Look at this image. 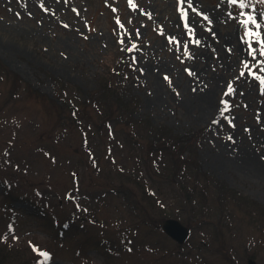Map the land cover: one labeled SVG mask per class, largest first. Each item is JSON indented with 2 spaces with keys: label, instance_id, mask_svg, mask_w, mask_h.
<instances>
[{
  "label": "rangeland",
  "instance_id": "1",
  "mask_svg": "<svg viewBox=\"0 0 264 264\" xmlns=\"http://www.w3.org/2000/svg\"><path fill=\"white\" fill-rule=\"evenodd\" d=\"M133 2L135 10L129 0H0V64L21 79L14 90L0 74V254L13 264H38L39 252L49 254L48 264H264V157L259 154L260 163L251 155L239 161L216 145L234 142L237 130L248 143L253 129L264 136V94L242 64L264 72L242 42L241 10L228 0H193L211 20L216 11L222 32L232 31L243 51L236 60L238 52L226 39L217 48L221 40L209 21L186 3L188 14L201 22L192 23L199 46L189 40L177 0ZM243 11L259 20L264 4L251 0ZM207 36L213 40L206 47ZM169 37L178 43L170 44ZM132 43L137 49L129 52ZM185 43L192 59L184 56ZM114 65L125 69L120 76L126 98H134L133 118L174 135L195 134L200 170L254 207L228 200L222 205L228 215L220 214L217 203L192 211L181 206L175 186L157 175L143 190L120 176L140 166L137 155L144 158L143 175L159 174L166 157L147 151L146 122L125 125L132 119L125 109L106 116L115 106L102 107L97 81ZM112 75L119 81V74ZM205 80L204 88L219 83L210 96L218 113L201 120L203 107L191 98ZM229 82L235 91L224 95ZM64 91L76 105L62 106L60 96L69 99ZM221 100L229 105L224 116ZM167 218L189 229L183 244L160 230Z\"/></svg>",
  "mask_w": 264,
  "mask_h": 264
},
{
  "label": "trees",
  "instance_id": "2",
  "mask_svg": "<svg viewBox=\"0 0 264 264\" xmlns=\"http://www.w3.org/2000/svg\"><path fill=\"white\" fill-rule=\"evenodd\" d=\"M107 76L105 79H99L98 92L101 94L102 102H104L105 109L110 105L115 106L110 111L106 110V116H119V110H128L129 117L132 119L128 122H125V125L131 124L133 126L140 127L141 124L146 121H137L133 118L132 109L129 108L130 104L133 103L134 98H126L125 90L126 85L125 81L122 80L120 76L125 69H118L116 65L110 66L107 68ZM5 73L10 82L12 83V89H16L21 84V79L16 75L5 69L0 64V74ZM119 74V81L114 80L112 75ZM9 82V83H10ZM68 87L64 85L62 90H67ZM14 91H11L13 93ZM65 95H68V100H62L60 96V102L62 106L69 107V101L71 104L76 105V101L73 100L72 95L64 91ZM61 94V93H60ZM64 99V98H63ZM74 101H72V100ZM50 103H53L50 101ZM105 116V115H104ZM119 122L122 123L120 118H117ZM80 121V120H78ZM74 123V121H73ZM123 125V124H122ZM76 126V125H75ZM80 126V124H79ZM147 126L146 133L143 134V137L149 139L150 144H148L147 151L154 154L157 152L160 156H165L166 159L163 162L162 168L166 169L159 174H152L147 176L143 175L141 168L143 167L140 162L144 160L143 157L137 155L139 165L135 167V170L127 169L128 172H121V177H126L128 181L132 182L134 186L140 188L141 190L147 186L148 183L155 180V175L158 176L163 182L169 181L175 187L177 196H179V202L182 207L190 209L192 211H206L209 210V206L217 203L219 205L220 214L228 215V209L223 210V202L229 201L235 202L236 204H244L247 208L254 207V203L248 201L245 197L239 195L236 191L230 190L227 185L219 180H214L207 176L206 173L200 170L199 162L197 160L196 148L193 146L196 139L195 134H185V135H174L170 131H167L165 128L152 125L150 126L147 122L144 124ZM137 134L135 137H138ZM141 137V136H140ZM134 157V158H135ZM157 163L158 162H154ZM140 168V169H139ZM148 177V178H147ZM211 191V192H210ZM210 192V193H209ZM210 197V198H209ZM208 199L211 203H208ZM145 200L149 201V204L154 207V203L151 202V197H145ZM165 213V211L163 212ZM3 256L0 254V264L1 262L5 264H13L15 260L6 261ZM18 264V263H17Z\"/></svg>",
  "mask_w": 264,
  "mask_h": 264
},
{
  "label": "snow or ice",
  "instance_id": "3",
  "mask_svg": "<svg viewBox=\"0 0 264 264\" xmlns=\"http://www.w3.org/2000/svg\"><path fill=\"white\" fill-rule=\"evenodd\" d=\"M251 0H228V3L230 5H236L241 11H240V16L243 17L239 21L241 24L242 28L244 29V35L242 37V42H244L247 47H248V54L249 56L252 57L253 60L256 61L255 66L260 68L261 72H264V59L262 60H257V53L259 56L264 57V35L261 33V28L264 27V13L260 14L259 20L257 19V16L249 11V12H244L243 9L248 8ZM259 3L264 4V0H258ZM178 7L177 11L180 14V20L183 23V27L189 37V40L191 43L195 44L196 46H199L201 41L199 39H195V28L189 23V14L187 10L184 8V4H187V7L192 9L193 12L196 13L197 16L202 17V19L209 21L211 23L209 17L202 12H199L195 7H193V0H177ZM129 6L135 10V5L133 0H129ZM115 11V9H113ZM142 14L143 10H141ZM149 15V18H151V15ZM131 22V21H129ZM117 24L123 29V25L120 24L119 18H117ZM251 25V27H250ZM209 31L211 29H208ZM160 35H164L163 31L161 30ZM137 36H139V32L137 31ZM87 38V37H85ZM121 43L124 41L121 40ZM168 42L170 44L172 43H178L176 41L175 37H169ZM253 43L259 45L258 48L253 47ZM184 56L187 59H192V53L189 51L188 44L185 43L184 46ZM137 49V45L135 43H132L131 46L127 49V51L131 52ZM133 62H135V58H133ZM243 68L249 69L248 75L251 76L254 80H256L261 88L262 94H264V76H261L257 74L256 72H253L247 63L242 64ZM186 72H188L189 75H195L194 72H192L190 69H185ZM244 72L241 71L240 76H244ZM165 80L171 84L170 78L165 76ZM235 89L232 86V83L229 82L227 86V90L225 91L224 95H231ZM221 104L223 107L220 110V116H224V113L229 111V105L226 101L221 100ZM227 119V117H225ZM216 123L217 121H213ZM229 123L231 124V120H229ZM234 127V125H232ZM228 139H231V137H228ZM11 226H9V231H11ZM34 247V246H33ZM34 251H37L34 247ZM39 255L42 257V260L38 262V264H48V261L50 259V256L47 252H39Z\"/></svg>",
  "mask_w": 264,
  "mask_h": 264
},
{
  "label": "bare ground",
  "instance_id": "4",
  "mask_svg": "<svg viewBox=\"0 0 264 264\" xmlns=\"http://www.w3.org/2000/svg\"><path fill=\"white\" fill-rule=\"evenodd\" d=\"M210 15H211V17L213 19V20L210 19V21H211L210 25L213 28L212 32H216L217 36H219V38L221 40L219 42V44H216L217 45L216 47L217 48L221 47L220 43L222 42L223 39H226V41H224V42L227 43L226 45H229L232 48L231 50L235 49L234 51L238 52L234 56L236 58V60H237V58L239 57V55H241L243 53V51L240 48V46H237L234 34L231 31L230 34L227 35L226 32H222L220 30V28L218 26L219 25L218 22H214L216 20V18L218 17V14L216 13V11L215 12H210ZM189 23L192 26H193V24H199V25L201 24V22L198 21L197 18L195 16H193V15H190V22ZM202 34H204V33H202ZM204 35H206V34H204ZM208 38L209 39H205L203 41V42H205L206 47L208 46L207 43H210V40H213L210 37H208ZM236 47H238L239 49H237ZM205 52L208 54V50H205ZM206 53H204L203 56H205ZM222 54H225V53H222ZM224 59L226 60L225 57L222 58V60H224ZM158 64L159 63H157L155 65L159 66L160 64L159 65ZM227 64H228V66H231L232 65V61H230L229 63L227 62ZM155 82H156V84L158 86L163 84L162 81L158 80L156 77H155ZM205 82H206V80H205ZM197 84L198 85H196V87H197L198 90H197V92L195 91V93H193V97L191 98V100L193 101V103L195 101H197L198 104H200V108L203 107V111H202V113L199 114L198 118H200L201 120H204V119L208 118L209 115H213V114H217L218 113V105H217V103H215L216 102L215 99L212 100V97H210V96H213V97L216 96V94H217L216 92H218V89H219V85H218L219 83L217 82V84L215 86H212V87L211 86H207V87L205 86V88H204V85L205 84L208 85V82L204 83V81H203L201 83V85L199 83H197ZM253 130H254L255 136L254 137L252 136V138H251L252 141L250 142L251 144L248 143V140H247L246 137H240V133H237V132H239L237 130L235 136L239 137V138H236V139L233 138L235 140L234 142H231V141L226 142L225 141L223 144L221 142H217L216 145H220L221 144V146H220V147H222L221 151H223L225 153H228L229 155L234 156V158L239 160V161H243L242 159L244 157L247 159V156L251 155L252 157L255 158L254 159L255 163H257V162L260 163L261 161H260V159H258L259 154H261L264 157V136L262 134L260 135L259 134L260 132H257V129L256 130L253 129ZM260 137H261V140H260ZM259 148H260V150L257 151L256 149H259ZM262 163L264 165V161H262Z\"/></svg>",
  "mask_w": 264,
  "mask_h": 264
},
{
  "label": "water",
  "instance_id": "5",
  "mask_svg": "<svg viewBox=\"0 0 264 264\" xmlns=\"http://www.w3.org/2000/svg\"><path fill=\"white\" fill-rule=\"evenodd\" d=\"M163 233L173 240L177 244L181 245L185 242L189 235V229L182 225L176 219H164L161 224V229Z\"/></svg>",
  "mask_w": 264,
  "mask_h": 264
}]
</instances>
